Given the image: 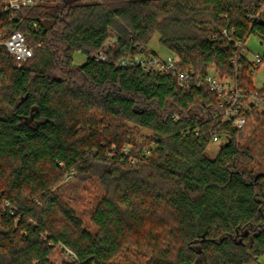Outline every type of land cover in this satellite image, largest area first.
Instances as JSON below:
<instances>
[{"label": "trees", "instance_id": "1", "mask_svg": "<svg viewBox=\"0 0 264 264\" xmlns=\"http://www.w3.org/2000/svg\"><path fill=\"white\" fill-rule=\"evenodd\" d=\"M263 5L46 0L0 12V31H21L34 48L18 67L0 47V205L9 204L0 206V264H263L264 166H253L264 150L250 136L264 108L237 130L214 117L220 99L208 87L119 65L156 55L148 45L158 35L183 69L215 70L264 98L250 75L259 68L243 57L234 65L231 43L255 35L264 44ZM94 179L90 231L63 192Z\"/></svg>", "mask_w": 264, "mask_h": 264}, {"label": "built area", "instance_id": "2", "mask_svg": "<svg viewBox=\"0 0 264 264\" xmlns=\"http://www.w3.org/2000/svg\"><path fill=\"white\" fill-rule=\"evenodd\" d=\"M46 0H1V12H16L21 11L23 8L33 7ZM264 10V5L262 6ZM260 13L258 14V17ZM253 18V17H252ZM15 20L16 17H14ZM225 35L226 31L223 32ZM114 39L108 40L104 50L95 54L93 57L100 62L107 60V49L113 45ZM234 44L235 52L233 55L232 63L238 66L241 58H247L246 44L243 41H231ZM0 47L5 48L6 52L14 59L15 64L21 67L24 63L28 62L34 56V48L28 43L26 36L21 31H13L6 36L0 31ZM248 59V58H247ZM249 60V59H248ZM250 61V60H249ZM254 68L264 66L262 56L256 57L251 61ZM180 61L175 55L168 56L166 59L158 55L150 54L148 56L127 57L119 62L122 67H140L145 72L154 71L161 76H172L179 88L187 89L194 85L197 87H208L212 92L219 96V110L214 113L215 118H220L224 124H231L237 130H242L247 124V115L250 114L253 107L258 109L264 108V98L260 96L257 91L251 92L249 95L244 94L240 90L234 80L221 76L218 72L196 73L192 68L183 69L179 66ZM256 70L250 72L254 76ZM219 141V137H213V142ZM127 149L125 152L127 153ZM72 174L66 177V181L72 179ZM2 210L9 208L6 203ZM13 215L14 211L10 210ZM58 249L63 252L65 260L75 261L74 254L66 249L63 245H59Z\"/></svg>", "mask_w": 264, "mask_h": 264}, {"label": "rangeland", "instance_id": "3", "mask_svg": "<svg viewBox=\"0 0 264 264\" xmlns=\"http://www.w3.org/2000/svg\"><path fill=\"white\" fill-rule=\"evenodd\" d=\"M2 9V5L0 3V12ZM148 49L152 52H154L159 57L166 59L168 56H171L172 53L168 50L164 49L160 43H159V36L156 35L148 45ZM264 54V44H261V41L259 38L255 35H251L248 40L246 41V55L247 58L252 61L255 60L258 56H263ZM87 62V57L82 52H76L74 54V64L76 66H82ZM215 70H212L210 72H213ZM253 83L255 88L258 90L264 91V66H261L254 74L253 76ZM145 132L141 133L139 136H136V140L140 141L141 136H143ZM251 138H255L256 142L260 145H255V151L263 152L264 150V125L263 127L258 130L257 133H254L250 136ZM138 143V142H137ZM221 142L217 141L212 143L210 148L208 149V154L211 156V158H215L219 152ZM264 166L263 159L261 156H259L257 164H255L253 167L255 169L260 168L261 165ZM97 181L94 179L93 181L87 182V183H80L77 180H73L71 183L68 184L67 187L64 188L63 195L68 201L76 202L73 203V206H75L76 212L78 216L83 220L84 225L90 230L95 231V227L91 222V214L93 211V205L98 202V196L100 194V191L98 188H96ZM93 204V205H92ZM121 259V258H120ZM120 259H118L120 261ZM135 258H130V260ZM122 262H126L123 261ZM140 260V264H146L147 261L145 258L138 259V262ZM262 263L264 264V260H262Z\"/></svg>", "mask_w": 264, "mask_h": 264}, {"label": "water", "instance_id": "4", "mask_svg": "<svg viewBox=\"0 0 264 264\" xmlns=\"http://www.w3.org/2000/svg\"><path fill=\"white\" fill-rule=\"evenodd\" d=\"M261 44H263V43L261 42Z\"/></svg>", "mask_w": 264, "mask_h": 264}]
</instances>
